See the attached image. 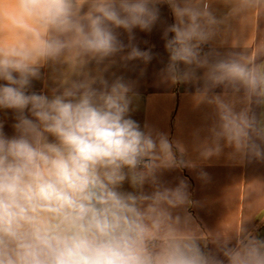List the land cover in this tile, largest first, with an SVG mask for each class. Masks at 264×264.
I'll use <instances>...</instances> for the list:
<instances>
[{
	"label": "clouds",
	"instance_id": "clouds-1",
	"mask_svg": "<svg viewBox=\"0 0 264 264\" xmlns=\"http://www.w3.org/2000/svg\"><path fill=\"white\" fill-rule=\"evenodd\" d=\"M256 4L235 0L232 12ZM162 5L174 22L163 29L169 59L160 76L202 81L200 98L214 108L201 156L227 143L264 158V122L252 110L264 107V66L204 50L224 24L208 0H0V113L13 121L8 135L0 119V264H264L256 235L215 251L201 245L188 227L189 182L164 179L195 162L180 141L132 118L135 81L104 74L152 60L135 30L150 33ZM66 60L78 69L74 78L34 90L45 67ZM89 65L95 76L83 70Z\"/></svg>",
	"mask_w": 264,
	"mask_h": 264
},
{
	"label": "crops",
	"instance_id": "crops-1",
	"mask_svg": "<svg viewBox=\"0 0 264 264\" xmlns=\"http://www.w3.org/2000/svg\"><path fill=\"white\" fill-rule=\"evenodd\" d=\"M208 3L224 24L216 39L204 50L212 49L221 55L239 53L257 66H264V0H257L256 6L243 14L232 12L235 0H208ZM173 22L167 5L160 6V19L150 33L135 30L134 43L141 50L151 48L152 60L146 65L139 60L130 61L126 68L113 66L104 74L115 73L135 81L132 118L142 127L147 124L168 134L170 139L180 141L188 158L195 162L194 169L173 170L165 173L164 179L173 185L179 178L189 182L193 205L188 227L198 235L201 245L215 251L218 243L240 234L264 238V158L241 155L227 143L222 144L218 154L203 158L204 147L211 146L215 115L213 106L200 98L202 81L173 83L160 76L169 59L162 33ZM120 38L128 43L127 34L122 30ZM83 70L93 76L97 73L95 65ZM77 71L68 60L45 67L43 79L33 82L34 90L50 92L60 88L65 81L74 78ZM197 74L202 76L203 70ZM215 92L237 100L223 88ZM252 110L255 118L264 122V107L253 105ZM0 119H6L4 130L11 135V113L7 118L0 113ZM200 172L207 173V178L201 179ZM123 188L131 190L127 183Z\"/></svg>",
	"mask_w": 264,
	"mask_h": 264
}]
</instances>
